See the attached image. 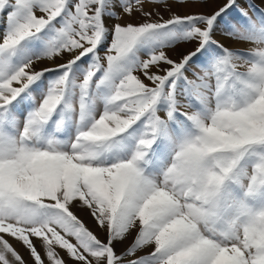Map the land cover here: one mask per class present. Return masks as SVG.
<instances>
[{"label":"snow or ice","instance_id":"6c2138e0","mask_svg":"<svg viewBox=\"0 0 264 264\" xmlns=\"http://www.w3.org/2000/svg\"><path fill=\"white\" fill-rule=\"evenodd\" d=\"M145 2L0 0V264H264V0Z\"/></svg>","mask_w":264,"mask_h":264},{"label":"rangeland","instance_id":"374dc122","mask_svg":"<svg viewBox=\"0 0 264 264\" xmlns=\"http://www.w3.org/2000/svg\"><path fill=\"white\" fill-rule=\"evenodd\" d=\"M172 2L173 6L170 5L171 7V11L172 12H175V13H178V14H187L189 12H195V11H205V12H208V11H212L213 9H215L218 5L222 4L223 3V0H206V2H201V3H196V4H186V3H180L179 0H168V3L170 4ZM207 5V6H206ZM153 4H151L150 2H145L144 4V9L145 11H151L153 10ZM155 7H158L159 8V11L160 13L164 16L165 19L168 18L169 16V12L166 11L163 7H160V6H155ZM150 9V10H149ZM137 16H136V15ZM139 13H134L132 17H138ZM131 17V18H132ZM129 19V17L125 16L124 17V20H127ZM141 19V18H139ZM3 28H4V24L3 22H0V32L3 31ZM244 50H247L248 48V45H243L241 46ZM183 49H180L178 51H175V52H170L169 54L172 55L173 57H176L177 55H179V51H182ZM42 67H51L52 65H50L48 62H46L45 64H41ZM41 66H38V68H42ZM37 67V66H36ZM77 214V212H76ZM81 219L82 221L85 223V221L83 220V218L77 214ZM85 225L95 233V231L89 227L86 223ZM103 233H105L103 231ZM97 235V234H96ZM106 235V233H105ZM98 236V235H97ZM98 238H100L98 236ZM106 238V236L104 238H100L101 240H104ZM131 241V237H129V242ZM128 242V243H129ZM10 243L13 244V246L16 248V250L19 252V254L24 258L25 261H31L32 260V257L30 256L29 254V251L22 245L20 244L19 242L15 241L14 239H10ZM35 243L37 244V247L40 248V243H39V240H36ZM127 243V244H128ZM126 246L122 245V244H117L116 245V251L119 253L121 252ZM21 251H23L21 253ZM41 251V254L43 255V249L41 248L40 249ZM62 252H61V256H62ZM26 262V263H27Z\"/></svg>","mask_w":264,"mask_h":264},{"label":"bare ground","instance_id":"6f19581e","mask_svg":"<svg viewBox=\"0 0 264 264\" xmlns=\"http://www.w3.org/2000/svg\"><path fill=\"white\" fill-rule=\"evenodd\" d=\"M169 5H172L173 6V4H172V2L169 4ZM207 6V5H206ZM154 7V6H153ZM150 10V9H149ZM136 15V14H135ZM137 16V15H136ZM132 17L131 19L132 20H134V21H136V20H139V18H141L140 17V15H138V17L139 18H137V17ZM46 62H44L43 64H45ZM37 67L38 66H41V64H37L36 65ZM42 67V66H41ZM76 212H77V214H79L82 218H83V220L85 221V223L89 226V227H91L94 231H95V233L100 237V238H104L106 235H105V233H103V230H101L98 226H97V224H96V222L94 221V219L90 216V215H88L86 212H84V211H80V210H76ZM129 242V240L128 241H125L124 242V244H122V245H124V246H126L127 245V243ZM23 251H21V253H22ZM62 256H64V253L62 252ZM64 259L67 261V264H73V262L68 258V257H66V256H64ZM25 262H27V261H25ZM26 264H32V260L31 261H28Z\"/></svg>","mask_w":264,"mask_h":264}]
</instances>
